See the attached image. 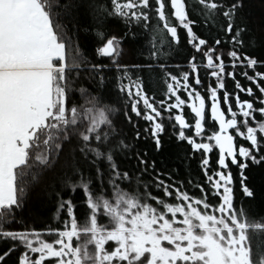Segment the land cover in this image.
I'll return each mask as SVG.
<instances>
[{
  "label": "snow or ice",
  "instance_id": "snow-or-ice-1",
  "mask_svg": "<svg viewBox=\"0 0 264 264\" xmlns=\"http://www.w3.org/2000/svg\"><path fill=\"white\" fill-rule=\"evenodd\" d=\"M245 6L0 0V239L9 244L0 264L14 254L15 264H264V214L237 206V184L254 201L248 173L264 169V59L246 51ZM69 17L77 31L94 30L90 55L66 30ZM201 25L207 36L195 30ZM181 31L191 49L183 54ZM181 55L190 71L177 75L170 68ZM77 89L86 104L74 102ZM169 128L189 160L199 155L202 183L177 181L139 149L151 140L160 152ZM33 196L63 217L62 227L26 226L37 219Z\"/></svg>",
  "mask_w": 264,
  "mask_h": 264
},
{
  "label": "trees",
  "instance_id": "trees-1",
  "mask_svg": "<svg viewBox=\"0 0 264 264\" xmlns=\"http://www.w3.org/2000/svg\"><path fill=\"white\" fill-rule=\"evenodd\" d=\"M186 3L191 6L193 0H186ZM246 6L241 13L244 21L247 23L248 31L244 35L245 40V48L246 51L258 59H264V41H262L260 33H261V25L264 22V0H245ZM66 25V30L68 31L69 35H72L73 42L78 43L81 47V52H85L86 54L90 55L91 52L94 50V30H90L86 26H81L79 31L74 23L71 22V18L69 17L67 20L64 21ZM198 34L207 36L208 32L206 28L201 25L195 29ZM181 40L183 47L180 49V52L186 53L190 51V47L187 46L186 36L183 31L180 33ZM138 39L142 40L143 37L140 36ZM133 47L137 50L139 49V44H133ZM226 47L230 48L231 45H226ZM128 48H124V55L123 60L128 62L130 57L127 55ZM139 56L137 55V59ZM99 59V58H98ZM106 63L111 64V61L108 58H103ZM177 62L180 63V67H176L175 63H172L170 70L177 75H181L184 71H190L189 65L184 61L183 55L177 58ZM232 69H229L231 71ZM258 70L264 71V68H259ZM237 73V79L240 80L241 84L245 87L249 86V82L241 75V72L244 69L237 68L235 69ZM251 74V70H248ZM201 78L205 80V83L210 82L208 79L207 70L201 67L200 69ZM153 80L155 81L154 86L160 89V96H163V89H164V82L162 78H158L156 73H152ZM226 89L231 93L235 91V84L229 78L225 79ZM80 87H87L86 83H81ZM254 87V86H253ZM200 90V89H198ZM255 90V88H254ZM182 91V98H186V95L183 94ZM206 89L201 90L204 94ZM74 102H78L81 105L86 104V98L80 96L79 89H77L76 97L74 98ZM141 127H146L147 125L145 122L140 121ZM164 147L160 152H156L151 140L142 141L139 143V149L145 150L149 153V157L151 159H155L157 162V170H163L165 173H171L177 181H185L187 182L189 179L194 180L196 182H203V176L199 171L198 163H199V155L195 160H189L188 156L190 155L189 146L185 143L179 142L176 137L173 135L172 129L169 128L168 132L163 137ZM133 163H135L133 161ZM249 175V183L251 186L257 189V198L254 201H247L246 198L240 196L239 194V186L237 184V206L243 203L244 207L247 208L250 212L255 214H264V169L259 168L258 166H252L251 170L248 173ZM190 192L199 195L198 192L195 190V184L190 187ZM75 198L78 204L81 203V198L79 192L75 194ZM171 202V201H168ZM213 203L215 200L213 199ZM34 214L36 215L37 219L35 222H29L26 226L29 228H36L40 230L42 228H46L49 225L56 226L62 225V219H58L56 217L54 209L50 212L48 206L43 204L40 199H37L36 196H33L32 205H31ZM83 208H78V212H82ZM49 216L51 219L49 220ZM47 221V223H45ZM105 223L108 222L107 218H105ZM16 228H23L25 227L24 224L15 225ZM44 239L51 241L53 237H44ZM87 237H82L81 242H86ZM9 246L8 243H5L2 239H0V253L7 249ZM91 250V246H89ZM17 260V256L14 254L11 259L9 260L8 264H15Z\"/></svg>",
  "mask_w": 264,
  "mask_h": 264
},
{
  "label": "flooded vegetation",
  "instance_id": "flooded-vegetation-1",
  "mask_svg": "<svg viewBox=\"0 0 264 264\" xmlns=\"http://www.w3.org/2000/svg\"><path fill=\"white\" fill-rule=\"evenodd\" d=\"M228 91V90H227ZM229 93H231L230 91H228ZM201 94H203L201 92ZM241 95V99H250V97H247L246 95H244L243 93L240 94ZM186 99V98H185ZM234 103V101H233ZM206 104H207V100H206ZM208 111V108L206 107V113ZM185 114H186V118L189 119L191 122L194 123V118H193V114L190 112V109L187 108V106H185ZM210 120V118H208ZM206 128H207V124H206ZM187 131V130H186ZM216 156H217V153H213L212 154V159H213V162L215 161L216 159ZM238 169L235 168V166H232V172H233V175L234 177H237L238 178Z\"/></svg>",
  "mask_w": 264,
  "mask_h": 264
}]
</instances>
